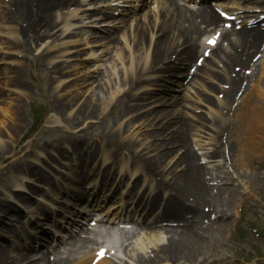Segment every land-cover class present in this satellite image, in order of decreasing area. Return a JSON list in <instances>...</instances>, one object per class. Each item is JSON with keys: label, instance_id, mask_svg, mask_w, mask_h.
I'll return each instance as SVG.
<instances>
[{"label": "rangeland", "instance_id": "374dc122", "mask_svg": "<svg viewBox=\"0 0 264 264\" xmlns=\"http://www.w3.org/2000/svg\"><path fill=\"white\" fill-rule=\"evenodd\" d=\"M80 1V4L69 7H58L60 6L58 5L48 8L46 10L48 20L53 21V28L50 29H46L44 23L39 19L35 20L36 15L31 16L30 22L36 29L34 32V30H28L29 22L27 21L21 22L25 31L21 29L20 25L16 27L9 22L11 20L8 19L11 0H0V146L14 147L22 139L19 143L20 151L14 155L10 154L12 161H16L15 166L11 167L2 178H8L11 186L17 187L15 183L22 179L17 173L20 168L24 167L23 161H29L33 170L48 178L47 182L40 181L39 183L31 180L33 177L31 174V177L28 176L25 179L35 184L38 190L32 195L30 204L20 203L21 208L25 210L20 217H14L12 214L8 217L9 227L16 229L15 226H18L21 230L22 223L27 222L31 216L30 211L43 207L47 209L52 203H54L55 212L60 210V207L63 206L62 199H68L64 190L75 191L72 189L73 185H70L71 176L78 174V170L83 167V161L78 152L74 153L72 150L76 143H80L84 147L82 154H85L84 152L94 154L90 163L92 165L87 164V169L92 167L95 173L108 169L113 171L119 165L124 164L128 169H139L137 174H141V178L147 181L150 189H153L154 183L151 177L155 178V176H151L142 168L143 164L134 155V151L128 150L129 144H135L136 151H143L147 156L157 159L158 164L155 165L160 171H163L167 180H171L173 174L181 173L184 166L188 165L191 160L184 154V149L177 142L176 137H169L176 128L180 130L182 127L181 123L176 121L183 118L189 123L198 125L193 118L197 119V116H202L205 124L214 119L224 120L226 130L223 142H229L233 158L236 156L237 159L241 158V162L246 164L249 171L244 167L241 168L238 165L241 163L233 160L236 162L237 173H240L241 177L240 185L237 187L232 185L233 170L229 165L228 167L222 162H211V160L209 161L211 163L199 164L204 168L208 166L221 177V180L229 182L228 186L236 192V195L246 201L242 208L243 213H240L247 218L243 219L244 222L236 225L235 228L230 227L232 223L229 224L230 226L220 228L215 226L217 225L215 223L210 229L204 228V231H201L205 232L204 236L191 234V237L185 239L183 246L180 245V247L187 255L191 250L194 251L192 258L195 261L191 260L194 263L189 264H200L212 256L215 261L211 264H233L235 261L230 259L232 256L236 258L243 255L244 258L241 257L243 260L256 254L264 256V153L262 156L259 153L264 147L258 152L259 148L255 144L246 141L249 139L247 136H244V140L242 137L247 124L245 113L255 105L262 108L258 94L244 110L242 107L243 97H241L230 109L225 111L223 104L216 106L205 101L206 96L212 97L215 102H218L217 98L223 100L221 89L224 84L222 83L219 89L209 92L207 80L204 81L199 76H194L192 83L189 80H182L180 76H166L165 78L170 77L171 79L163 81V85L156 84L150 88L149 83H146L145 80L150 75L147 70H144L142 73H138L144 80L143 84L137 88L132 87L130 85L131 77L144 67L148 54L151 59L153 44H150V41L160 33L158 34L156 31L153 33L149 30L151 25L142 23L145 41L143 46H139L141 29L135 31L136 27L132 30L123 28L125 23H122L124 21L122 16L126 12H121L122 16L115 17L113 15L111 18L103 19V16L113 12L101 7L97 0ZM119 1L127 5L132 3L130 0H114V2ZM168 1L176 3L183 9H191L190 7L184 8L185 6L177 0L161 2L168 6ZM220 2L230 5L229 7L235 6L230 0H220ZM147 8L144 7L141 10L144 11ZM215 11L217 10L215 9ZM148 14L157 16L161 20L165 19L163 11L150 10ZM153 16L148 17L151 24L154 20ZM25 18L28 20L27 14H25ZM126 25L129 26V23ZM234 28L236 29L235 26ZM243 28L245 27L243 26ZM110 37L114 40L111 41ZM198 42L201 47L194 59L202 54L203 37ZM178 43L180 42H176V44ZM258 54H260L259 50L255 56ZM132 61L133 66L130 70ZM169 64L173 65L174 62L171 60ZM259 68L255 70L245 93H248L253 85L259 83ZM191 69L192 67L189 66L187 70L182 67L179 72L186 75ZM215 70L221 71L220 66H216ZM174 80H178L180 83L173 84ZM197 80H202L204 83L198 84ZM19 81L28 85V89L20 87ZM148 89L157 97L147 102L140 112L131 113L127 118H123L120 116L121 111H113L119 103L128 102L129 97L134 94L141 95V92ZM159 94L164 96L165 105L160 102ZM174 96H178V99L175 100ZM33 104L42 106V111L47 115L43 124L27 140L31 135L34 123L31 111ZM54 104L64 109H56ZM69 104L70 106H68ZM83 106H86L84 110L92 109L95 106L97 117L94 118L93 115L89 116L86 113L81 115L80 108ZM153 108L163 110V112L168 110V113L162 114L158 111L151 115L155 119H160L154 126H150L145 118H141V114L144 115ZM261 111L264 115V110ZM176 113L182 115L176 117ZM165 117L173 123L165 122ZM253 122L248 123L249 128L254 124L264 126V121L259 117ZM208 127L210 130H207ZM208 127L193 128L191 133V147L198 161L199 158L203 160L205 153L211 150L214 144V132L210 124ZM155 129L159 134L153 135ZM177 138L179 140V137ZM155 147L159 148L158 151ZM59 148L66 153L65 156L61 157L58 154ZM85 149L87 150L85 151ZM159 154H164L161 160ZM106 158H112L115 161L113 164L106 165ZM5 166L6 162L0 163V168ZM224 177L227 178L223 179ZM93 178L95 175H92L84 183V186H88L87 183H91ZM120 179L119 177L117 183ZM132 184L131 181L125 190H123L124 185H121L116 194L122 196L116 200L105 201V197H103L99 202V213L103 212V216L106 215L110 219L119 216L122 209L121 199H127V193L131 190ZM54 185H61L64 189L61 190L62 194L59 196L60 202L53 199V197L56 198ZM0 194L2 198L10 195L1 185ZM223 196L229 205L227 211L229 214L233 210L240 209L239 202L233 194L228 197V193H224ZM14 202L17 203V201ZM85 204L86 202L83 205ZM77 216L78 213H73L67 220H73ZM103 216L100 215V217ZM249 220L256 221L255 224L260 227L263 237H258L254 233L250 234L249 230L239 232L249 223ZM3 228L4 226H0V232ZM159 235H157L158 238ZM59 236L62 234L57 233L58 239ZM8 239L12 247H22L17 237H14L16 242L11 241L10 236ZM140 239L144 240L143 236ZM43 243L44 249L50 251L55 249L50 238H45ZM63 247L58 251L66 256L69 254V250L67 251L68 247L63 250ZM31 253L42 255L35 251Z\"/></svg>", "mask_w": 264, "mask_h": 264}, {"label": "bare ground", "instance_id": "6f19581e", "mask_svg": "<svg viewBox=\"0 0 264 264\" xmlns=\"http://www.w3.org/2000/svg\"><path fill=\"white\" fill-rule=\"evenodd\" d=\"M66 0H12V5L14 6V11L11 10L9 12L10 19L12 21H15L18 25L21 26V29L25 31L26 29L23 28V24L21 23V20L23 19V16L27 12H31L33 15L35 14L40 21L45 23L46 28H51L53 25V21L48 20V15L46 14V10L48 8H54L58 5L63 6L66 3L73 1L70 0L65 3ZM58 6V7H60ZM165 18H166V26H163L165 30L163 31V35L160 36L158 39L152 56V63L155 65H159L163 60H167L170 58L171 54H176L179 57V62L177 63L184 64V63H190L193 58L195 57L197 51H198V39L197 37L205 32L208 28H211V24H215L218 22V16L217 14L212 10L208 8H201L197 11H190V10H180V11H172L170 9L165 10ZM23 23L26 21H22ZM210 24L206 25V28H202V24ZM18 25L16 27H18ZM28 30H34V24L29 22L27 25ZM144 34L145 32H139V44L144 42ZM261 36V33L259 31H253V32H243L240 34L238 38V43H233L232 50L228 52L225 58V64L228 66L222 70L223 73L214 72L211 69H207L210 71L212 77L218 78L220 81L226 80L227 84H229V88L227 90H224L223 93L225 94V101L226 103H230L233 100L234 93L236 90H240V84L243 81V75L242 73H238L237 75H234V70H232V65L236 64L242 67H245L248 65L253 52L258 49L259 47V37ZM224 40L230 39V36L228 33H225L223 36ZM178 38V39H177ZM182 42V45L189 44V47L185 49V52L182 50L179 51V46L175 42ZM181 48V46H180ZM222 47L219 45L216 48V51L221 50ZM183 54H186L185 59L183 57ZM184 61V62H183ZM149 61L146 60L143 68H149L153 66V64L148 65ZM180 64V65H181ZM179 65V66H180ZM149 66V67H148ZM179 68V67H176ZM167 70V73L170 75H178L176 74L175 68L172 70L170 69V66L165 67ZM178 70V69H177ZM204 70V69H203ZM202 71V70H200ZM225 71V72H224ZM141 72V71H140ZM261 74H264V67L261 69ZM181 76V74H179ZM24 81V80H23ZM160 82L164 81L163 78L159 80ZM25 82V81H24ZM18 84L20 87H23L25 89H28V85L25 83H22V81H19ZM139 81L138 79L134 80V85H138ZM264 77L261 76L259 83L254 85L256 86L255 89L259 90L261 92V89L264 90ZM260 92H256L253 90V94H258V98L260 103L264 106V97L260 95ZM176 97V96H174ZM150 98V97H149ZM132 100L134 102H144L146 101L145 97L142 95H139L137 97H134ZM163 100V99H162ZM250 100H253L252 96L250 95ZM211 102V100H208ZM214 103V101H213ZM216 105H220V102H216ZM84 108L86 106H83L80 108V113H86L84 111ZM88 108V106H87ZM159 110V109H158ZM156 110L155 112H157ZM259 107L258 105H255L252 109H250L248 112L245 113L247 124L244 130V135L247 136L249 139H247V142H252L255 144L260 150L262 147H264V126L263 127H248V123H252L253 118H255L258 114ZM166 111V110H165ZM96 112L95 109L90 110L88 115H94ZM159 113L167 114L168 111L163 112V110H160ZM260 113V112H259ZM168 117V116H166ZM264 115H261V118H263ZM153 117L148 118V120L153 123L154 119ZM198 122H201L200 120H197ZM225 122L223 119L216 120L213 122V126L218 129L216 133L221 131V129L225 127ZM184 125H187V128L184 131L180 132L181 139H184L186 136V130L190 128V125L188 123H184ZM155 133L159 132L155 129L153 132V135ZM244 140V138H243ZM20 141V140H19ZM156 145V144H155ZM75 147L78 148L79 144H75ZM132 148V147H131ZM130 148V149H131ZM18 149V146L13 147V149L9 147H1L0 146V161L3 160L5 162L9 161V157L6 158V154L12 153L14 155V152H16ZM190 151V148H188ZM264 151V149L262 150ZM223 152V153H222ZM223 154V159L226 160V157H228V162H233V153H232V147L226 144L223 148L217 147L213 152V157H219ZM60 155V153H59ZM61 156V155H60ZM163 154H160L159 159H162ZM140 157V156H139ZM144 161H151V158H144L141 157ZM234 159L241 163L238 164L241 168L245 166L243 162H241V158L237 156L234 157ZM196 159L194 158V161ZM193 161V163H194ZM153 163V162H152ZM13 162H8V165L6 167H3L0 169V176L4 175L8 172V170L13 166ZM25 167V165H24ZM150 170H153V168L149 165L148 166ZM245 168V167H244ZM124 167H122V170ZM204 171L205 169L203 167H198V165H192L191 167H186L184 171L180 174H173L170 184L167 185L169 188H172L173 191L176 192L175 197L179 196H185L186 194L190 195L194 199V204L187 206H181V202L179 200H175L174 197L171 199L166 200V203L163 206V209L161 213L157 216L156 220L151 224H144L141 228H143V231H147L149 233H156L157 230L164 232L168 235L167 238V247L161 248L157 252L158 258H163L168 262H173L176 260H183L185 262L189 261V257L182 251L180 246H177L180 242V237L185 233H190V231L194 229H199L200 225L199 223L203 218L207 216V213L210 211H214L217 214H221V216H225L224 210L226 209L224 206V199H223V193L225 189H223L222 186H218V184H215V188H217V193H215L213 186L208 187L207 182L204 178ZM19 172H24L25 175H29L30 173L34 174L35 177H38L41 181H47V179L39 174H35L36 171L31 169L29 165H27L25 168L19 169ZM88 176L83 175V177L78 179V185L79 181L83 183ZM107 180H111L110 175H107L105 177ZM77 179V178H75ZM162 184H158L157 186V192L153 195L146 196V193H142L131 195L129 199H131L135 203L134 212L131 211L129 215L132 214H143L144 217H146L148 214H151L155 212L159 208V204L162 198V191L167 187ZM29 189L31 192L36 191V188L33 186H29ZM79 190H83L82 188H79ZM85 191V190H84ZM24 192H18L17 194H14V198L17 200V202L20 203V201L28 203L30 201L29 196L22 195ZM25 194V193H24ZM82 194H75L74 199H77V201L82 200ZM11 195V194H10ZM203 204V207L208 208V212L205 211V209L201 205ZM17 207L14 205H11L10 201L7 199L2 200L0 198V223L4 224L6 217V212L11 211H17ZM238 212L234 213V216H236ZM141 216L140 218H142ZM183 223L181 228L176 227H164V223ZM115 224V223H113ZM146 227L147 230H144ZM44 233H47L49 231L44 230ZM134 237V234H131L127 236V240ZM4 238V236H3ZM71 242V239L69 240ZM80 246H83L82 248L89 249V245H86L87 240L86 239H80L77 241ZM77 243H73V246H76ZM146 248L141 247L140 253H138V257L136 258L137 264H153V260L151 259L153 256L143 257L142 254L145 253ZM14 251L9 249L7 246L0 244V264H17V263H24V264H90V262L93 260L94 255L90 254L87 258L83 259L82 261H78L77 263H74L76 259L73 257H55L53 260L50 258L48 259L46 256H42L39 259L33 258L32 255H28L25 251H18L14 255ZM137 256V255H136ZM96 264H112V262L108 259L99 260ZM123 264V263H122Z\"/></svg>", "mask_w": 264, "mask_h": 264}, {"label": "snow or ice", "instance_id": "6c2138e0", "mask_svg": "<svg viewBox=\"0 0 264 264\" xmlns=\"http://www.w3.org/2000/svg\"><path fill=\"white\" fill-rule=\"evenodd\" d=\"M210 43H214V41H210Z\"/></svg>", "mask_w": 264, "mask_h": 264}]
</instances>
